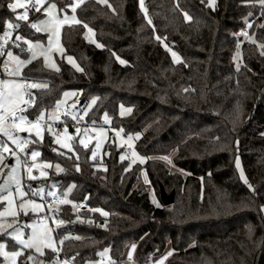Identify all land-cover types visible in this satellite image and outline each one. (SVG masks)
<instances>
[{
  "label": "trees",
  "instance_id": "1",
  "mask_svg": "<svg viewBox=\"0 0 264 264\" xmlns=\"http://www.w3.org/2000/svg\"><path fill=\"white\" fill-rule=\"evenodd\" d=\"M13 1L0 0V36L19 13L8 8ZM144 8L146 14L139 0L85 1L77 9L81 23L64 26L61 36L64 54L82 70L60 58L59 71L41 59L22 71L25 81L48 85L36 91L30 118L74 89L81 105L96 98L89 121L108 112L126 134L141 133L136 148L148 159L144 168L130 166L109 145L102 169L89 150L76 156L54 151L49 137L37 143L43 159L62 165L54 177L59 191L71 189V200L87 205L79 223L71 205L56 214L65 223L59 234L68 236L62 254L76 264L98 259L105 248L118 263L131 253L135 264L165 256L164 264H264V6L259 0H216L214 9L206 0H144ZM85 24L101 47L86 40ZM44 38L24 31V39ZM19 44L14 52L27 58ZM120 104L132 108L129 116L118 115ZM168 156L177 170L159 159ZM237 156L252 188L237 174ZM143 172L159 197L160 184L174 190L172 205L151 201ZM54 256L48 252L46 264Z\"/></svg>",
  "mask_w": 264,
  "mask_h": 264
},
{
  "label": "rangeland",
  "instance_id": "2",
  "mask_svg": "<svg viewBox=\"0 0 264 264\" xmlns=\"http://www.w3.org/2000/svg\"><path fill=\"white\" fill-rule=\"evenodd\" d=\"M87 0H84V2ZM101 4H106L107 0H96ZM74 0H47V2L44 4V6L41 8L42 16L38 18L34 23H38L40 20L47 19V15L44 12V9L48 7L49 3H55L57 5L56 8V15L60 18L63 19L64 15H67L68 17H71L72 15H75L76 18L78 19L77 16V9L75 13H72L70 7L68 5L70 3H73ZM207 4L214 9L216 7V0L214 5H210L209 0H206ZM13 3H16V0L13 1ZM21 4H26L24 3V0H20ZM29 14V9L26 6ZM63 9L64 11H61ZM19 13H23L25 11V8L18 7L16 9ZM75 24L71 20H69L67 23H65L63 26L60 27V35H59V46L56 44L52 45V50L49 53V59L48 62H45V59L43 56L38 55L37 59H41L44 66L47 69L50 70H56V68L59 69V64H58V59L64 58V60L73 66L75 69H80V66L77 62V60L70 55H65L64 54V47L62 44V28L66 25H71ZM88 29H91L92 31L89 32ZM6 31H9L7 28ZM42 35H45L44 39L40 40H29L33 44L39 42L41 43L44 48L48 47V37H49V32H38ZM4 35V34H3ZM0 36V37H3ZM85 37L86 40L94 45H101L97 38L96 34L93 28L87 27L86 32H85ZM249 40H253L252 37H247ZM4 43L3 39H0V44ZM26 45V49L28 48V45ZM6 46V45H5ZM4 46V47H5ZM166 48L169 50L171 57L174 62H180L181 61V56L180 54L174 50L171 46L165 44ZM98 47V46H97ZM101 47V46H100ZM62 48L63 52H61L59 49ZM11 51L14 56L19 57L21 60H30L32 53L28 51V56L27 58H23L19 54L15 53L13 49H7L4 51V55L1 56L0 59V80H17L22 83H31L34 81H25L21 80L20 77L16 76H9L7 72L4 71V64L5 61L9 62V67L10 68H15V64L11 61H9V58L7 56V53ZM40 50H37L39 53ZM176 53V57L179 59L177 60L176 58L173 57L172 53ZM239 57L236 55V64L237 66L240 65V60H241V53L238 51ZM68 57H72L74 64L69 63ZM34 61V60H32ZM55 64L56 68H52L49 66V64ZM25 67V66H24ZM22 68V71L24 69ZM42 83V82H39ZM30 91L35 95L36 91H39L37 89H30ZM65 93H68L69 95L65 96ZM25 100L30 99V97L25 96ZM96 100V98H91L85 105L80 104V94L74 90V89H66L64 90L59 98L56 99L52 107L48 109H43L41 110L38 115L32 119L29 117L28 113H18V115H26L28 117L29 121L35 122L37 117L43 112L45 114V119L44 121L41 122V134L43 136V139L45 137L51 138L54 149L56 151H62L65 153H73L76 156H78V151L79 150H89V158L91 161H96L98 162L99 166L104 169V159L109 156V145H114L117 148H120L122 150L120 154V160H127L130 164V166L134 165H140L142 168H144V165L147 162V157L141 155L138 150H137V142L141 137V133H130L126 134L123 130V128L116 126L113 124V119L112 116L108 112H104L101 115L100 121L97 123L95 121H89L90 114L93 110V108L96 105L92 103L93 100ZM59 104V107L57 105ZM35 105V104H34ZM20 107H27L26 104L21 103L19 105ZM33 107V106H32ZM32 107H27L28 110L31 109ZM58 109L61 110V112L58 111ZM132 108L129 106H126L124 104H120L118 108V115L120 117H126L131 114V112H128L127 110ZM59 117V119H55V117ZM53 125L55 126L53 128ZM27 127V125H25ZM50 129V130H49ZM79 130V131H77ZM14 135H19L22 138H28L32 141H36L35 143H29L25 146L24 152H20L18 148H16L15 145L11 143V141H8L6 137H3L0 135V141L2 142V148L0 149V154L3 155L4 159L3 162L0 163V169H3V172L0 173V186H3L5 182L7 181L8 188L0 191V197L2 196H7L8 192L11 191L13 196L12 199L14 201V208L19 212V216L15 219L18 220L17 223L13 225V228L8 229V232H12L15 228H21V230L24 232V238L27 239V237L31 234L32 229L29 227H25V225H32V224H38L42 228L44 225V219L47 218V227L53 229L52 231V238L55 246V251H53L51 248H43L44 255H40L35 251V249H23V255L18 257L15 261V264H40L42 261L43 264L47 263V260L45 258V255L48 252H52L54 254H62V246L64 242V239L68 238V236L65 234L64 235L59 234L60 230L65 226V223L63 224H57L54 221H60V219L57 218L56 214L59 212V209L61 208L62 205H71L73 211L75 209L74 205L76 206L77 203L73 202L70 198V191L67 189L63 193H61L58 189V187L55 184V179L54 177L62 171H57L56 166L59 165L60 168H62V165L58 162H51L47 161L42 158V151L41 147L39 144H37L39 140L36 135H35V129H33L31 136H29V133L23 132V133H15ZM131 137V139H129ZM57 140H59V143H57ZM83 141V143H81ZM7 144V146L12 150L17 153V156L20 159V165L17 169V172L15 173V178L20 180L21 185H22V190L27 193L26 196L21 198L19 194L16 192V185L15 183L8 179V173L11 172V169L13 167H16V157H13L10 155V153H4L3 152V144ZM63 145H68L70 146L71 150H69L68 147H64ZM85 145H87L85 147ZM32 151H38L40 152V156H38L35 160H32L31 158V152ZM95 154V155H93ZM160 160L164 161L166 165L171 169V170H177L176 167L173 164L172 161V156H168L167 159H164V157H160ZM239 160L240 162V167H236V161ZM143 161V162H141ZM171 161V162H169ZM46 164H51V167H44ZM4 165H7L8 167H4ZM32 165H39V167H33L32 168V176H35L36 179H30L29 174L27 172V167H31ZM235 167L237 174L243 184L244 179L246 178L245 172L243 170L241 160L239 156L235 158ZM63 169V168H62ZM241 171L244 174V179L241 178ZM41 172L47 173L46 176H42ZM182 172V171H181ZM184 175L186 173L182 172ZM142 183L145 185V189L148 190V193L150 195L151 201L156 205V206H161L162 201L159 197V194L157 190L152 187L148 181V178L146 177L145 173H142ZM246 186L249 187V184H245ZM34 190H42L40 191L39 195H32V192ZM49 192H54L55 195L59 197V203L58 204H53L51 203V198L53 196H49ZM27 200L34 201L36 204H40L43 206L42 210H36L33 211L31 205L28 206V214L24 215L22 211L19 210V205ZM61 200H67L68 203H60ZM8 202L0 200V212L4 211V209L7 207ZM56 212V213H55ZM103 212H101L102 214ZM103 215V214H102ZM12 216L8 217H0V222L6 221L7 223H12L13 221ZM84 220V216L80 213L79 215L75 216L74 221L75 222H82ZM3 237L2 240H0V243H4L7 245L5 248V251L7 252H12V251H18L22 249V245H18L14 239H12L10 236L6 235H0ZM11 243L13 244L11 246ZM43 247V245H41ZM134 252V251H133ZM132 252V253H133ZM103 254V255H102ZM132 255V254H131ZM28 256H33L34 260H28ZM2 258L1 264H12V261L10 259H6L4 256L0 255ZM129 258L126 260H123V264H135L134 260L129 261ZM132 259V256H131ZM166 259L165 257L159 258L154 262H151L149 264H164V261ZM102 260V261H101ZM117 264L115 260L112 259L110 255V250L109 248H105L99 253V257L96 260H89L86 261L83 264ZM49 264H59L58 260L56 258H53ZM65 264H76L72 259H67Z\"/></svg>",
  "mask_w": 264,
  "mask_h": 264
},
{
  "label": "snow or ice",
  "instance_id": "3",
  "mask_svg": "<svg viewBox=\"0 0 264 264\" xmlns=\"http://www.w3.org/2000/svg\"><path fill=\"white\" fill-rule=\"evenodd\" d=\"M28 4L31 5L33 8H35L36 12H40L41 8L44 6V4L47 2V0H27ZM140 7L145 11V14L147 13V10L144 8V0H139ZM203 2V0H202ZM260 4L264 6V0H259ZM84 3V0H74L73 3H70L68 7H70L72 13L76 12V9ZM210 5L215 4V0H209ZM18 7L25 8V11L23 14H18L16 16V20L18 21H28L29 15L28 10L24 4L20 3V0H16V3H9L8 8L11 9L13 12L16 11ZM56 8L57 5L55 3H49L48 7L44 9L45 14L47 15V19L40 20L38 23H30L29 27L32 29H35L36 32H49L48 37V47L44 48V46L37 42L33 44L31 41L24 39L22 36L17 35L15 37L16 41H23L24 44L28 45L27 49H21V51H29L32 53L30 60H21L19 57L14 56L11 51L7 53V56L9 58V61L13 62L15 64V68L9 67V62L5 61L4 64V71L7 72L9 76H16L20 77L21 80H24L22 76V68L26 66L27 64L31 63L32 60H36L38 55L43 56L45 59V62H48L49 59V53L52 50V45L56 44L59 46V35H60V27L63 26L65 23H67L69 20H71L75 24L81 23L75 15H72L71 17H68L67 15H64L63 19H60L56 15ZM61 11H64L61 9ZM186 19H191V17H188L187 14H185ZM148 23L151 24L152 21L149 19ZM21 27L20 24H13L11 22L7 23L8 29H19ZM85 28L88 26L85 24ZM251 27V25H249ZM261 27H264V25H261ZM89 32H91V29H88ZM244 35H247V33H244ZM11 37V32L6 31L3 35V37H0V39H3L4 43L0 44V56L4 55V52L2 49L4 46L8 43V39ZM157 39H160V37H157ZM254 42V41H253ZM17 48L20 47V44H15ZM100 47L101 45H97ZM261 47H264V45H261ZM37 50H40L39 53ZM61 52H63V49H59ZM264 55V52L261 53ZM173 57L177 60L179 59L176 57V53H172ZM237 57H239V53H237ZM69 63H73L74 61L72 57H68ZM121 63H124V61H121ZM50 67L56 68L55 64H49ZM239 67V66H237ZM78 70H82L79 69ZM56 71H59L58 68H56ZM48 87L47 83H39V82H31V83H22L17 80H0V135L3 137H6L8 141H11L13 145L16 146V148L19 149L20 152H24L25 146L29 143H35L36 141H32L28 138H22L19 135H14L15 133H23L27 132L29 133V136H31L33 129H35V135L39 140L43 139V136L41 134V122L45 119V114L41 112V114L37 117L35 122L29 121L28 117L26 115H18V113H25L28 111L27 107H20L19 105L21 103L28 105V107H32L35 104V96L30 91V89H46ZM69 95L68 93H65V96ZM28 96L30 99L25 100L24 97ZM96 100L94 99L92 101L93 104H95ZM59 107V104L57 105ZM128 112H131V109L127 110ZM55 119H59V117H55ZM27 125V127L25 126ZM50 130V129H49ZM79 131V130H77ZM131 139V137H129ZM57 143H59V140H57ZM83 143V141H81ZM64 147H68L69 150H71L70 146L63 145ZM87 145H85L86 147ZM55 151V149H54ZM3 152L4 153H10L11 156L16 157V167H13L11 169V172L8 173V179L12 180L16 185V192L19 194L21 198L27 195L22 190V185L20 180L15 178V173L17 172V169L20 165V159L17 156V153L15 151H12L7 144H3ZM95 155V154H93ZM38 156H40V152L38 151H32L31 152V158L32 160H35ZM3 155L0 154V163L3 162ZM164 159H167V157H164ZM143 162V161H141ZM171 162V161H169ZM4 167H8L7 165H4ZM33 167H39V165H32L31 167H27V172L29 174L30 179H36L35 176H32V168ZM44 167H51V164H46ZM236 167H240L239 160L236 161ZM57 171H63L62 168L59 167V165L56 166ZM77 170H79V167L77 166ZM3 172V169H0V173ZM42 176H46L47 173L41 172ZM241 178L244 179V174L241 171ZM244 183L248 184V180L244 179ZM74 187V186H73ZM249 187L252 188V186L249 184ZM8 188L7 181L3 186H0V191ZM40 191L42 190H34L32 192V195H39ZM71 191V189H69ZM254 191V189H253ZM49 196H55L54 192H49ZM12 192L9 191L7 196L0 197V200L7 201L8 205L4 209V211L0 212V217H8L12 216L14 219L12 223H7L6 221L0 222V235H6L10 236L12 239L16 241L18 245H22V249L18 251H12L7 252L5 251V248L7 247L6 244L0 243V255L4 256L6 259H10L12 261V264H15V261L18 257L22 256L23 249H35L37 253L40 255H44L43 248H51L53 251H55V246L52 238V231L53 229L47 227V218L44 219V225L41 228L38 224H32V225H25V227H29L32 229L31 234L27 237V239L24 238V232L21 230V228H15L12 232H8V229L13 228V225L18 222L17 218L19 216V212L14 208V201L12 199ZM60 203H68L67 200H61ZM31 205L33 211L36 210H42L43 206L40 204H36L34 201L27 200L22 202L19 205V210L24 213V215L28 214V206ZM74 207H77L74 205ZM103 215H107V213H102ZM58 225L63 224L64 221H54ZM91 223V221H89ZM76 239H79V237H76ZM63 243V241H61ZM43 245V247H41ZM135 245H132V250H135ZM103 255V254H102ZM171 255V253H169ZM129 259H131V253H129ZM28 260H34L33 256H28ZM40 264H43L41 261ZM114 264V262H113ZM162 264V262H161Z\"/></svg>",
  "mask_w": 264,
  "mask_h": 264
},
{
  "label": "built area",
  "instance_id": "4",
  "mask_svg": "<svg viewBox=\"0 0 264 264\" xmlns=\"http://www.w3.org/2000/svg\"><path fill=\"white\" fill-rule=\"evenodd\" d=\"M24 3L26 4V6L28 7L29 10H33V13L32 14L31 13L28 14L29 15L28 21H18L15 18V20H13L11 22L13 24H17L18 23V24L21 25V27L19 29H9V32H11V37L8 39V43L6 44V46L2 49L3 52L6 51L7 49H14V48H16L15 44H19L20 42H23V41H16L15 37L17 35H20V36H22L24 38V31L27 30V29H32V28L29 27V24L30 23H34V15L36 13H39V12L35 11V8H33L31 5L28 4L27 0H24ZM40 12H41V10H40ZM18 14H23V13H18ZM246 33H248V31H246ZM0 73H1V71H0ZM27 107H28V105H27ZM58 111L61 112L60 109H58ZM54 127L55 126L53 125V128ZM1 148H2V142L0 141V149ZM50 200H51V203H53V204H58L59 203V197L57 195L53 196ZM76 206L77 207H75V209H74L75 216L79 215L83 208L87 207L86 203H84V202L77 203ZM60 210L61 209H59V211ZM63 235H64V238H65L66 237L65 234H63ZM54 258H56L58 260L59 264H65L67 259L70 260V258L65 257L63 254H55ZM128 260L132 261V259H128ZM118 264H123V262H120Z\"/></svg>",
  "mask_w": 264,
  "mask_h": 264
},
{
  "label": "water",
  "instance_id": "5",
  "mask_svg": "<svg viewBox=\"0 0 264 264\" xmlns=\"http://www.w3.org/2000/svg\"><path fill=\"white\" fill-rule=\"evenodd\" d=\"M160 198L165 207L170 206L174 203L175 192L174 190L170 193L166 191L163 184H160Z\"/></svg>",
  "mask_w": 264,
  "mask_h": 264
}]
</instances>
